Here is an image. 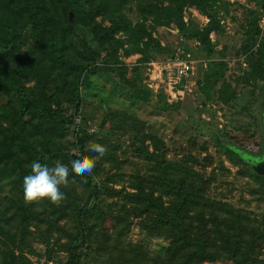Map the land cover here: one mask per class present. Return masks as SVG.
Instances as JSON below:
<instances>
[{
	"label": "trees",
	"instance_id": "trees-1",
	"mask_svg": "<svg viewBox=\"0 0 264 264\" xmlns=\"http://www.w3.org/2000/svg\"><path fill=\"white\" fill-rule=\"evenodd\" d=\"M130 2L134 20L125 11ZM185 6L206 17L196 40L207 58L195 87L207 98L231 104L238 94L222 77L223 63L213 56L209 35L222 28L217 0H0V178L8 176L0 192V264H33L31 253L42 258L38 264H84L90 257L98 264L218 259L264 264V175L250 164L254 149L262 147L249 141L252 131L243 126L224 131L235 146L224 145L223 152L236 174L246 177L248 197L234 204L221 192H211L216 169L227 168L220 160L207 171L214 158L195 135L169 154L144 119L105 105L96 128L87 125L93 116L81 84H88L96 69L111 68L110 59L124 68L117 54L137 53V63L147 61L154 40L149 27L173 23L183 34ZM258 13L248 9L239 45L245 67L233 80L250 94L257 89L264 108V35L258 38ZM131 71L136 78V66ZM126 90L135 100L147 98L136 88ZM77 119L78 130H73ZM121 135L127 139L123 147ZM93 142L107 148L104 157L87 150ZM73 150L96 161L91 174L71 171ZM34 161L69 166V183L60 187L66 198L58 205L48 199L25 204L23 178ZM103 193L109 201L101 204ZM133 227L141 236L129 237ZM158 236L161 250L143 241Z\"/></svg>",
	"mask_w": 264,
	"mask_h": 264
},
{
	"label": "rangeland",
	"instance_id": "rangeland-1",
	"mask_svg": "<svg viewBox=\"0 0 264 264\" xmlns=\"http://www.w3.org/2000/svg\"><path fill=\"white\" fill-rule=\"evenodd\" d=\"M127 6L130 8L128 9ZM250 7L259 8L256 0H217L215 8L220 19L222 28L216 32L209 33L210 39L214 42L213 56L221 61L223 74L222 77L234 85L237 96L231 104H223L214 97H206L202 91L196 89L195 80L201 78L199 74L203 67L202 62H206L205 52L201 44L196 40V34L206 21V17L192 6H185L182 16L185 24L183 34L177 31L173 23L168 25H155L149 27L151 37L154 39L148 49L149 59L143 63H137V53L123 56L117 54V59L124 62L122 68L117 62H108L111 68L96 69L89 78L88 84H81V95L86 98L88 113L93 116V120L88 118L87 125L90 130L96 128L102 105L123 108L133 112L144 119L150 129L155 131L163 138L169 147V154L175 147L183 148L189 135H195L197 141L204 140L206 152L211 153L213 162L206 167L207 171L214 167L217 168L219 161H222L227 170L216 169L217 181L212 185L211 192H221L223 197L232 203L242 204L239 200L248 197L243 189L244 179L239 177L225 153L224 145L235 146L231 140L224 135V131H233V127L243 126L247 131H252L249 141L255 140L264 145V108L260 104V97L254 89L253 94L247 91L243 84H235L233 78L239 73V67H245L243 54L240 52V42L245 26L248 9ZM127 15L134 20L137 16L133 10V3L125 5ZM150 21L146 20L148 25ZM264 35V32L259 37ZM157 42L158 45L154 43ZM25 47V46H23ZM174 57L179 59H193L196 69V76L185 79L186 86L182 93L172 95L171 89L167 84V75L161 65L166 60ZM136 66L137 77L132 76L131 69ZM187 81V82H186ZM134 84V85H130ZM218 84V81L214 86ZM128 87L136 88L141 95L146 94L144 101L131 98ZM243 93V94H242ZM166 102L169 106L163 105ZM244 105L242 108L241 106ZM122 140V147L127 142L126 136L119 137ZM262 149L260 146L254 149V157H260ZM8 176L0 178V192H4L7 187ZM124 182L123 179L119 183ZM112 185V183H110ZM117 186V184H114ZM216 195V194H214ZM218 195V194H217ZM101 204L109 201V198L99 195ZM251 207L253 205L251 204ZM2 224V223H1ZM4 225V224H3ZM6 226V225H5ZM13 229V228H11ZM141 236L135 227L129 232L130 238ZM147 245L154 250H161L160 244L163 242L161 236L150 239H143ZM42 246L35 245V251L40 252ZM264 252V248H263ZM29 257L33 264L42 262L37 254L31 253ZM48 264H52L49 262ZM84 264H98L92 257L85 259ZM201 264H230L226 259L215 261H205Z\"/></svg>",
	"mask_w": 264,
	"mask_h": 264
},
{
	"label": "clouds",
	"instance_id": "clouds-1",
	"mask_svg": "<svg viewBox=\"0 0 264 264\" xmlns=\"http://www.w3.org/2000/svg\"><path fill=\"white\" fill-rule=\"evenodd\" d=\"M80 120L77 119L73 125V130H78L76 125H79ZM87 150L97 153L99 157H104L107 154V148L99 143H89ZM72 155L76 158L70 161L71 171L76 175L91 174L96 167V161L73 150ZM69 183V166L65 163L57 161L54 166L49 167L47 164L40 162H32L31 173L23 178V200L25 204L39 202L43 199H48L53 204H59L66 196L60 190L62 185L66 186Z\"/></svg>",
	"mask_w": 264,
	"mask_h": 264
},
{
	"label": "built area",
	"instance_id": "built-area-1",
	"mask_svg": "<svg viewBox=\"0 0 264 264\" xmlns=\"http://www.w3.org/2000/svg\"><path fill=\"white\" fill-rule=\"evenodd\" d=\"M258 18L257 25L260 29V34L264 32V0L260 1L258 8ZM205 66V62H202ZM161 68H164L167 75V84L171 89L172 95L175 96L176 93L180 94L184 90L186 83L184 78L191 79L196 76V69L194 66L193 59H179L174 57L171 60H166L161 65ZM187 82V81H186ZM194 82V80H193Z\"/></svg>",
	"mask_w": 264,
	"mask_h": 264
},
{
	"label": "water",
	"instance_id": "water-1",
	"mask_svg": "<svg viewBox=\"0 0 264 264\" xmlns=\"http://www.w3.org/2000/svg\"><path fill=\"white\" fill-rule=\"evenodd\" d=\"M71 14H72V12L69 10L68 11V18L69 19L71 18ZM251 163H252L251 165H252L253 169L257 173L264 175V156L253 157Z\"/></svg>",
	"mask_w": 264,
	"mask_h": 264
},
{
	"label": "flooded vegetation",
	"instance_id": "flooded-vegetation-1",
	"mask_svg": "<svg viewBox=\"0 0 264 264\" xmlns=\"http://www.w3.org/2000/svg\"><path fill=\"white\" fill-rule=\"evenodd\" d=\"M260 153H261V156H264V145L262 146V151H261ZM253 156H255V155H253ZM252 158H253V157L251 156V159H252ZM251 162H252V161H251ZM251 162H250V164H252ZM251 166H252V165H251Z\"/></svg>",
	"mask_w": 264,
	"mask_h": 264
}]
</instances>
